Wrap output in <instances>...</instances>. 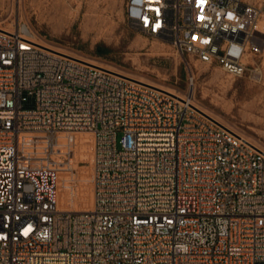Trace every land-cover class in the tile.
I'll return each mask as SVG.
<instances>
[{"label":"built area","instance_id":"1","mask_svg":"<svg viewBox=\"0 0 264 264\" xmlns=\"http://www.w3.org/2000/svg\"><path fill=\"white\" fill-rule=\"evenodd\" d=\"M126 16L176 48L191 85V57L263 76L264 4L127 0ZM35 37L0 26V264H264L263 148L188 100ZM72 132L93 137L88 210L61 208L57 165L28 157L47 154L33 144L70 148L61 134Z\"/></svg>","mask_w":264,"mask_h":264},{"label":"rangeland","instance_id":"2","mask_svg":"<svg viewBox=\"0 0 264 264\" xmlns=\"http://www.w3.org/2000/svg\"><path fill=\"white\" fill-rule=\"evenodd\" d=\"M251 1L264 4V0ZM126 4L127 0H0V25L14 28L26 24L49 44L129 77L191 97L206 112L264 149V54L257 58L263 69L260 79L249 75L234 76L218 64L191 57L195 75L191 85L187 75L190 68L176 48L136 29L126 16ZM98 46L108 47L109 52L99 55ZM64 134L77 135L75 144L69 141L72 149L65 147L67 153L58 151L67 157V171L75 186L87 179L85 194L90 209L93 202L92 159L89 149L77 142L78 137L85 141L90 139V133ZM42 146V143L33 144L30 150L52 155L57 152L56 146ZM57 168L61 181L62 169L58 165ZM77 196L76 193L74 202L66 209L82 210L77 205Z\"/></svg>","mask_w":264,"mask_h":264},{"label":"bare ground","instance_id":"3","mask_svg":"<svg viewBox=\"0 0 264 264\" xmlns=\"http://www.w3.org/2000/svg\"><path fill=\"white\" fill-rule=\"evenodd\" d=\"M24 25L26 27H28L31 31H33L28 25H26V24H24ZM0 26H2V25H0ZM3 27L6 28V29H12V28L5 27V26H3ZM35 38L40 43H47L44 39H42L40 37H35ZM85 59H87V58H85ZM87 60H89L91 62H94L96 64H100V63L95 62V61L90 60V59H87ZM100 65H103V64H100ZM103 66H106V65H103ZM106 67L110 68L109 66H106ZM260 76H261V72H259V73L256 74V77L258 79L260 78ZM131 78H134V77H131ZM134 79H136V78H134ZM137 80H140L142 82L147 83V81H144V80L139 79V78ZM157 87L162 88V89H164V90H166V91H168V92H170V93L178 96L179 98H183L185 100H188V102H190L191 104L195 105L196 107H198L199 109H201L206 114L212 116L211 114H209L208 112H206L203 108H201L191 97H186L184 95H181V94H178V93H174L171 90L166 89V88H163V87H160V86H157ZM212 117L215 118V116H212ZM215 119L218 120L217 118H215ZM218 121H220V120H218ZM221 123H223V122H221ZM226 126H228V125H226ZM88 133H90V132H88ZM238 133L241 134L242 136H244L245 138H247L248 140H250L248 137H246L242 133H240V132H238ZM88 135H90V137H91L90 139L88 138L85 141V140H82V139H80L78 137L77 142H78V145L82 142V144L84 146L82 148H88L89 149V154H90V157L92 159V157H93V144H92L93 137H92V134L91 133L88 134ZM61 136H63V138L65 137L64 139L68 138L70 142H72V143L75 144V141H76L75 140V137L77 135H75V134H71V135L61 134ZM29 137H31V135H28V134L22 135L23 142L28 141L29 140ZM250 141H252V140H250ZM253 143L256 144L255 142H253ZM256 145L259 146L258 144H256ZM82 151L85 152L84 149H82ZM57 154H60V155H57ZM28 157L31 159V161L33 162V164L41 163L43 160H48L49 162H53L56 165H58V167L60 166V169H62V174L63 175H62L61 181L59 182V189H60V193H59L60 194L59 204H60V207L61 208L66 209V206L69 203L74 202L75 194L77 193L78 194V196H77L78 197V204L77 205L79 206V209L88 210V208H87V197H86V194H85V187H86L87 179L86 180H82V182H80V183L77 182V185L75 186L74 179L70 176L69 172L67 171L68 162H67L66 155H62V153L60 151H57L53 155L47 153V154H44V155H40L39 157H37V155L28 156ZM92 205H93V202H92ZM91 208H92V206H91Z\"/></svg>","mask_w":264,"mask_h":264},{"label":"trees","instance_id":"4","mask_svg":"<svg viewBox=\"0 0 264 264\" xmlns=\"http://www.w3.org/2000/svg\"><path fill=\"white\" fill-rule=\"evenodd\" d=\"M97 52H98L99 55H104V54L109 52V48L108 47L98 46L97 47Z\"/></svg>","mask_w":264,"mask_h":264}]
</instances>
